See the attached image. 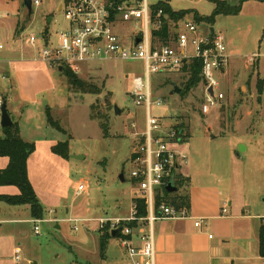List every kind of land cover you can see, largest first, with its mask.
Masks as SVG:
<instances>
[{
    "label": "rangeland",
    "instance_id": "obj_1",
    "mask_svg": "<svg viewBox=\"0 0 264 264\" xmlns=\"http://www.w3.org/2000/svg\"><path fill=\"white\" fill-rule=\"evenodd\" d=\"M32 1L42 5L33 6L29 16L24 0H0V43L20 57L31 51L30 35L42 39L48 30L56 43L57 32L67 25L60 10L64 0ZM161 1L148 3L153 6ZM169 1L176 12L191 11L180 24L191 38L187 24L196 26L198 38L210 37L212 28L223 35L229 60L226 74L218 75V91L225 98L216 106L208 105L202 83L185 94L189 81L185 72L154 75L153 102L161 99L164 103L161 107L154 104L151 114L166 128L177 126L179 131L187 126L189 138L175 147L188 158L181 171L185 169L197 182L215 175L228 186L235 205L264 213V93L260 95L256 88L257 80H264V2H245L239 16H218L211 26L197 23L194 14L210 17L215 10L213 0ZM222 1L237 6L241 0ZM133 27L126 23L118 29L125 45ZM233 52L237 57H230ZM33 54L36 58L37 53ZM24 64L36 79L39 97L23 105L20 118L15 115L13 119L19 122L22 138L36 146L28 174L44 208V221L22 223L30 219L28 207L0 202V264L116 261L111 246L106 258L101 257L99 226L100 220L129 216L132 199L140 194L131 172L138 139L145 132L146 111L136 105L132 94L135 79L147 80L145 63L119 60L84 68L79 78L97 87L96 95L73 89L65 76L41 60ZM174 85L181 90L179 94H170ZM115 106L123 113L117 115ZM48 110L63 131L50 125ZM104 121L109 125L108 137L101 126ZM67 141L70 158L63 159L53 153V147ZM1 164L7 168L8 159L0 157ZM79 184L87 187L81 195L77 194ZM0 189L18 194L15 186Z\"/></svg>",
    "mask_w": 264,
    "mask_h": 264
},
{
    "label": "built area",
    "instance_id": "obj_2",
    "mask_svg": "<svg viewBox=\"0 0 264 264\" xmlns=\"http://www.w3.org/2000/svg\"><path fill=\"white\" fill-rule=\"evenodd\" d=\"M41 5L39 1L33 2V6ZM153 6L149 5L148 0L120 3L109 0H68L61 8L67 25L57 32L56 43L49 32H44L42 39L35 34L27 38L29 48L37 53L36 60L56 69L67 67L78 76L84 68L107 61L145 63L147 80L144 82L141 78L135 79L132 94L136 105L144 107L146 111V127L133 154L135 168L131 172V178L140 191V197L148 202V216L138 218L134 206L128 222H137L136 228L124 226L120 221H100V229H105L108 224L111 230L122 229L121 244L132 264H156L152 229L156 221L188 217L186 210H178L171 205L161 204L159 209L155 208L158 191L167 187L173 177L176 179L178 169L187 161V156L175 149L184 142L186 130L166 128L160 118L151 114L154 104L161 107L164 103L161 99L153 102L151 78L163 73L179 72L186 62L200 59L203 62L206 102L210 106H216L218 101L225 98L218 91V75L224 73L229 60L223 35L215 33L214 37L211 35L208 38H198L195 36L197 28L193 24L186 25L189 33L193 35L192 38L187 32L181 29L179 31L178 26L177 38L170 44L163 45L154 36V32L161 27L160 18L163 13H155ZM126 23L135 25L129 31L127 45L118 31ZM4 49L5 46L0 43V51ZM209 89L213 90V95ZM3 103L4 99L0 96V111ZM86 188V185L79 184L77 194L81 195ZM223 213H227V207L223 209ZM39 221L36 220L35 224ZM202 222L203 220L198 219L195 227H201ZM35 232L38 234V226L35 227ZM135 239L139 241V245L134 244ZM16 260H19V253Z\"/></svg>",
    "mask_w": 264,
    "mask_h": 264
},
{
    "label": "crops",
    "instance_id": "obj_3",
    "mask_svg": "<svg viewBox=\"0 0 264 264\" xmlns=\"http://www.w3.org/2000/svg\"><path fill=\"white\" fill-rule=\"evenodd\" d=\"M161 2H166L170 5L169 0H163ZM178 26L180 27V24ZM172 27L177 34L178 30L175 28V25ZM47 32L49 31L47 30ZM32 52L35 53V51L31 50L26 57H20L11 49L8 48L7 50L6 46L3 51H0V96L3 98L7 97L5 102H7L12 120H14L13 116L15 115L20 118L19 115L23 105H27L29 101H35V98L38 99L39 97L36 79L28 70L27 65L24 64V62L30 59H36L34 57L35 54ZM236 55L238 54L233 52L230 57H237ZM52 69L56 68L52 67ZM56 70L62 75L59 69ZM163 74L167 75L172 73ZM225 74L226 69L224 71ZM152 84L151 78V92ZM41 92L45 93L46 90ZM165 115L169 116V112L167 111ZM31 160L32 155L27 164L28 172ZM182 166L183 164L179 167L177 175H182L190 179L189 185L187 186L190 196V206L186 210L188 217L161 219L153 224L156 264H264V258L259 253V230L264 220V213H252L248 208L249 206L243 207L235 205L232 193L227 188L228 186L225 187L224 182L215 175L207 176L197 182L192 176L186 173L185 169L181 171ZM0 167V169L6 168L5 164ZM19 193L20 191L18 189ZM18 194L0 189V195L13 196ZM136 197H140V194L134 198ZM26 207L29 209V206ZM225 207H227L226 214L223 213ZM133 208L134 205L129 216L112 218L108 222H128L133 213ZM198 219L203 220L199 228L195 227V222ZM24 221H26L25 223L36 222L31 217V213L29 220H21L20 222L23 223ZM42 221L44 219L39 222ZM100 230L102 229L99 226V233ZM120 234L116 237L111 236L103 252L101 251L100 240L101 257L102 259L106 258L104 254L111 246L116 261L109 264H132L126 249L121 244ZM23 235H27V233L24 232ZM210 236H213V238H210ZM134 244L139 245V241L135 239ZM17 250L20 251L21 249Z\"/></svg>",
    "mask_w": 264,
    "mask_h": 264
},
{
    "label": "trees",
    "instance_id": "obj_4",
    "mask_svg": "<svg viewBox=\"0 0 264 264\" xmlns=\"http://www.w3.org/2000/svg\"><path fill=\"white\" fill-rule=\"evenodd\" d=\"M68 0H64L66 3ZM110 2L120 3L131 0H109ZM248 1L264 2V0H241L237 6H232L226 1L213 0L215 10L210 17L203 18L199 14H194L197 23H207L213 26L216 23L218 16H236L242 11V6ZM154 12L162 11L163 15L160 18L161 27L158 31L154 32V36L159 38L163 45L170 44L177 38L172 26L178 28V25L185 19V17L191 14V11H179L176 12L172 9L169 3L160 2L153 6ZM182 72H185L189 76L188 84H186L185 94H187L192 88H196L199 84H203V62L200 59H194L183 64ZM62 75L67 78L68 84L75 90L84 94H98L97 87L86 83L81 80L78 75L74 74L67 67H62ZM257 91L260 95L264 93V80L258 79L256 84ZM7 97H4L6 101ZM48 122L50 125L60 131H63L59 122L55 121L51 115L50 110L47 111ZM13 125L9 128L0 130V157L8 158L9 165L5 169H0V187L2 186H15L19 189L18 195H0V202H5L11 206H29L31 217L34 220L44 219V208L42 207L35 189L29 179L28 175V160L36 151L35 144L25 141L21 137L20 126L18 121L13 120ZM104 136L109 135V125L107 121L101 124ZM187 130V126H181ZM177 130L178 127L176 126ZM180 129V128H179ZM189 138L188 133L184 137V140ZM53 153L63 159L70 158V144L69 142H60L53 147ZM190 179L176 175V187L178 191L176 193H169L166 187L159 190L155 199V208L159 209L161 204H167L175 207L176 209L187 210L190 206V196L186 189L189 185ZM133 205L137 209L138 218H146L148 216V202L145 198L136 197L133 199ZM122 225L129 226L130 228L138 227L137 222H125ZM110 226L106 229L100 230L101 233V251L106 248L107 241L111 238L113 231L110 232ZM259 253L264 258V220L259 230Z\"/></svg>",
    "mask_w": 264,
    "mask_h": 264
},
{
    "label": "water",
    "instance_id": "obj_5",
    "mask_svg": "<svg viewBox=\"0 0 264 264\" xmlns=\"http://www.w3.org/2000/svg\"><path fill=\"white\" fill-rule=\"evenodd\" d=\"M25 2V5L28 9V12H29V16L32 15V7H33V1L32 0H24ZM49 23H51V20L49 21ZM211 35L212 37L215 36V30L212 28L211 29ZM59 71L62 72V67H59ZM180 89L178 86H174V93H171V94H179L180 93ZM209 92L211 95H213V90L212 89H209ZM111 102H109L108 105H110ZM1 125H0V130L1 129H4V128H9L13 125V120H12V117L9 113V110H8V107H7V102L4 101L2 107H1ZM115 113L117 115H120L121 113H123V111L121 109H119L117 106H115ZM76 159H82V157H74ZM175 177L172 178L171 182L167 185L166 187V190L169 192V193H176L178 191V188L176 187V182L173 181ZM121 180L122 181H125L124 179V175L121 176ZM121 228L119 229H116L115 231H113L112 233V236L113 237H116V236H119V234L121 233Z\"/></svg>",
    "mask_w": 264,
    "mask_h": 264
}]
</instances>
